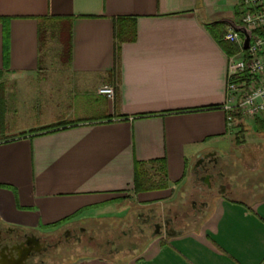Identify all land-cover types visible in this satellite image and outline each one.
I'll return each instance as SVG.
<instances>
[{
  "label": "crops",
  "instance_id": "obj_1",
  "mask_svg": "<svg viewBox=\"0 0 264 264\" xmlns=\"http://www.w3.org/2000/svg\"><path fill=\"white\" fill-rule=\"evenodd\" d=\"M238 1L0 0V219L126 227L151 209L162 233L129 264H264V118L233 110L229 128L223 109ZM52 24L64 72L42 56ZM214 162L222 190L197 197Z\"/></svg>",
  "mask_w": 264,
  "mask_h": 264
},
{
  "label": "flooded vegetation",
  "instance_id": "obj_2",
  "mask_svg": "<svg viewBox=\"0 0 264 264\" xmlns=\"http://www.w3.org/2000/svg\"><path fill=\"white\" fill-rule=\"evenodd\" d=\"M209 164L217 166L218 163ZM209 164H202L198 168L199 170L195 171V180L193 182L196 185L214 184L217 186L219 192L222 190L224 184L223 174L216 167L212 170ZM199 174H202V176ZM206 177H208L209 181L205 179ZM150 213L151 209L146 210L144 217L138 221L137 226L135 225L139 238L140 235H143L145 236V240L147 237H154L156 234L162 233V225L164 226L160 220H157ZM141 216V214L137 217L133 216V220L128 223L126 232L122 231L116 236L117 239L115 237L113 241L101 239L96 241L90 235L94 233V229L88 230L91 232L89 233L83 226L73 225L71 227L55 228L51 231H41L36 228H26L8 223L0 219V264H60L61 256L65 250L68 251L69 247H77L83 243L98 250L96 252L89 251L90 254H87L81 260L79 259L80 261L77 260L76 264H81L83 261L94 257L111 256L119 253L120 249H109V245H115L118 240L123 241L122 236H126V234L128 237L133 238L131 227L137 223L136 218L138 219ZM139 240L143 241L142 238ZM144 241L139 244H143ZM124 243V246H130L126 242Z\"/></svg>",
  "mask_w": 264,
  "mask_h": 264
},
{
  "label": "built area",
  "instance_id": "obj_3",
  "mask_svg": "<svg viewBox=\"0 0 264 264\" xmlns=\"http://www.w3.org/2000/svg\"><path fill=\"white\" fill-rule=\"evenodd\" d=\"M237 8L240 23L249 34L248 48L244 50V36L228 28L223 40L239 49L229 57L227 69L226 101L227 126L235 124L233 110L248 121L264 118V0H239ZM98 94L113 100L114 90L102 86Z\"/></svg>",
  "mask_w": 264,
  "mask_h": 264
},
{
  "label": "rangeland",
  "instance_id": "obj_4",
  "mask_svg": "<svg viewBox=\"0 0 264 264\" xmlns=\"http://www.w3.org/2000/svg\"><path fill=\"white\" fill-rule=\"evenodd\" d=\"M65 35H67L66 32H63L62 34L59 35V32L56 31V27L54 24L51 25L48 32L46 31V33H45V29H44L42 34H41L42 39L45 40L47 43V48L45 51H43L42 56L45 57L48 54L49 56H51V58L53 60V66L50 69L51 71H62V72H64V70H66L65 65L63 63V60H61L60 57L58 56L59 52H58V47H57L58 37L63 36V39L65 40L66 39ZM63 55H64V57H66L67 54L65 53ZM108 86H110V85H108ZM110 87H112L114 92H115L114 86H110ZM97 93H98V90H97ZM100 96H102V95H100ZM0 122L1 123L3 122V118H1V117H0ZM64 123H66V122H60V123L54 125V128L58 127V126H63V125H65ZM0 126H2V124ZM3 126H5V124ZM232 164L233 163H231V166L228 168L229 173H233L235 171L237 172L238 170H241V172L243 173V176H244V177L238 178L237 179L238 181L237 180L233 181V183L238 182L239 184H242V181H244L243 178H245V173L242 170V166H241V164L237 163V161H235V165L234 164L232 165ZM226 178H227V181L228 180L230 181L228 176ZM198 186L199 185H196V187L193 186V189L195 187L196 190H192V192H191L194 195H196L197 197L200 193L204 192V190L202 189V191H201V188H199ZM186 189L188 191H190L192 189V186H190V183L189 184L187 183ZM207 189H210L209 192H212L213 194H215V192H216L215 187L207 188ZM235 195H236V197H238V194L235 193ZM131 212L135 213V212H139V211L132 210ZM113 219H115V218H111L108 220L106 219L107 221H105L104 223H100V224H98L97 222L93 223L91 221H87V222H84L82 225L87 231L90 229H94V233H91L89 231L88 232L91 233L90 235L93 236V238L96 241H98L99 239L113 241V240H115V237L121 233V230H123V228H124V230L125 229L127 230V227H128V223L125 227V225H122L120 223L117 224L116 222H112V221H114ZM127 219L128 220L130 219V221H132L133 217L129 216ZM135 225L137 226L138 222L135 223L134 225H132L133 227H131L133 238L128 237L126 234V236H122L123 241L118 240V241H116L115 245H109V249H112V248H114L116 250L120 249L121 254H115V255L113 254L112 256L108 257L109 259L115 261L117 264H129L130 261H134L139 256L141 251L143 250L146 242H148L150 240L148 237L145 240V236H143V235L142 236L140 235V238H139V235L136 232L137 227ZM133 229H134V232H133ZM141 238L143 239V241L145 240L143 244H139L140 242H143V241L139 240ZM116 239H117V237H116ZM124 242H126L127 245H130V246H128V247L124 246L125 245ZM97 250H98L97 248L89 247L84 243L81 244L80 246H77V247H75V246L69 247L68 251L65 250L63 252V254L61 256L60 264H76L77 260L80 261L81 258L86 257L87 254H90L89 251L96 252ZM85 261H87V260H85ZM85 261H83V262H85Z\"/></svg>",
  "mask_w": 264,
  "mask_h": 264
},
{
  "label": "trees",
  "instance_id": "obj_5",
  "mask_svg": "<svg viewBox=\"0 0 264 264\" xmlns=\"http://www.w3.org/2000/svg\"><path fill=\"white\" fill-rule=\"evenodd\" d=\"M213 26H217V25H213ZM226 32L225 31H223L222 32V36L225 34ZM224 37V36H223ZM223 37L221 38V40L223 39ZM222 44H223V48H224V50L227 52V54L229 55V57H231V56H233V55H236L238 52H239V49L237 48V46L236 45H234V44H230V43H228V42H226V41H224V40H222ZM51 128H54V126H52ZM46 129H48V128H46ZM137 168H138V166H137ZM138 173V169H137V171H136V174H135V189L136 190H138V183H137V181H138V176H140V175H142V174H137Z\"/></svg>",
  "mask_w": 264,
  "mask_h": 264
},
{
  "label": "water",
  "instance_id": "obj_6",
  "mask_svg": "<svg viewBox=\"0 0 264 264\" xmlns=\"http://www.w3.org/2000/svg\"><path fill=\"white\" fill-rule=\"evenodd\" d=\"M234 30L241 33L244 36L243 48H244V50H246L248 48V44H249V34L243 28H234ZM209 167L213 170L215 165L214 166L210 165ZM205 179L208 180V177H206Z\"/></svg>",
  "mask_w": 264,
  "mask_h": 264
}]
</instances>
